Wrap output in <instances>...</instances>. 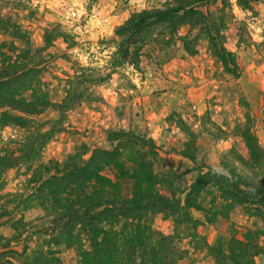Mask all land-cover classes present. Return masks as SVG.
Segmentation results:
<instances>
[{
    "label": "rangeland",
    "instance_id": "rangeland-1",
    "mask_svg": "<svg viewBox=\"0 0 264 264\" xmlns=\"http://www.w3.org/2000/svg\"><path fill=\"white\" fill-rule=\"evenodd\" d=\"M173 4L0 0V69L4 60L23 67L30 72L31 90L50 103L69 96L68 104L47 107L36 116L0 107V156L21 157L30 142L35 149L33 158L0 175V264H34L40 253L60 264H80L77 249L59 239L36 186L28 181L38 165L63 162L82 145L88 147L85 159L94 149H113L117 143L107 141L109 129L152 140L155 189L180 207L198 175L226 173L223 162L264 184V0L199 1L192 7L205 16V23L196 18L174 34L154 28L139 49L138 69L122 64L116 54L117 27L133 14ZM211 24L236 59L237 77L225 72L213 54L206 32ZM184 40L193 54L184 49ZM32 91L23 96L29 98ZM11 116L23 120L15 123ZM178 120L192 140L178 128ZM245 128L259 147L253 168L239 161L251 157L241 136ZM122 151L127 159L131 148ZM184 151L195 161L183 156ZM197 199L204 211L189 210L191 222L177 227L161 212L143 220L151 225L154 242L166 240L163 248L171 252V262L216 264L208 247L235 240L248 249L249 264H264V203L224 211V201L210 185ZM76 232L84 249H90L85 234Z\"/></svg>",
    "mask_w": 264,
    "mask_h": 264
},
{
    "label": "trees",
    "instance_id": "trees-1",
    "mask_svg": "<svg viewBox=\"0 0 264 264\" xmlns=\"http://www.w3.org/2000/svg\"><path fill=\"white\" fill-rule=\"evenodd\" d=\"M173 1V7L133 14L117 27L115 34L119 41L116 54L122 64L138 69L139 49L154 28L161 27L174 34L180 26L196 18L198 24L205 23V16L192 7L202 0ZM206 32L213 54L223 70L237 77L239 66L232 52L220 40L216 26L208 25ZM184 49L189 54L194 53L186 40ZM28 73L17 63L4 60V66L0 69V107L26 116H36L47 107L59 109L68 104V95L57 104L33 92ZM25 91H32L29 98L23 96ZM12 119L15 123L23 120L20 116ZM245 120H250L248 113L245 114ZM177 126L192 140V133L183 121L178 120ZM241 136L251 157L249 160L239 157V161L245 167L253 168L258 162L259 147L249 129H242ZM106 137L110 144L117 143L113 149H94L85 159L88 147L82 145L63 162L48 161L38 165L28 181L36 186L40 206L52 216L54 229L59 231V239L65 245L77 249L80 264H174L170 260L171 252L163 248L167 244L166 240L163 238L154 242L156 235L151 225L143 220L148 214L161 212L171 218L177 227L183 221L191 222L189 210L204 211L197 198L205 185L216 188L225 203L224 211L250 202L264 203V184L238 173L233 163L223 162L226 173L209 170L198 175L191 185L185 205L180 207L179 202L155 189L158 180L152 171L151 160L156 156L152 140L133 132L111 129L106 132ZM33 146L30 142L21 157L0 156V175L18 166L20 161L33 158ZM127 147L131 148V152L124 159L122 150ZM182 155L195 161L193 154L184 151ZM76 230L85 234L90 249H84ZM223 246H227V251L223 250ZM207 251L216 264L252 262L247 254L248 249L235 240L220 242L219 245L208 247ZM37 257L34 264H60L54 256L40 253Z\"/></svg>",
    "mask_w": 264,
    "mask_h": 264
},
{
    "label": "built area",
    "instance_id": "built-area-1",
    "mask_svg": "<svg viewBox=\"0 0 264 264\" xmlns=\"http://www.w3.org/2000/svg\"><path fill=\"white\" fill-rule=\"evenodd\" d=\"M71 12H72V14H74V12L72 11V9H71Z\"/></svg>",
    "mask_w": 264,
    "mask_h": 264
}]
</instances>
